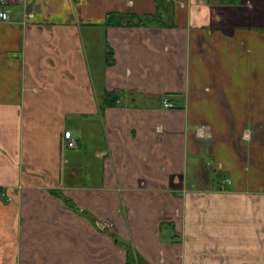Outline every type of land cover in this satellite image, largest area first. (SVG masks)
Returning <instances> with one entry per match:
<instances>
[{"label": "crops", "instance_id": "0c3cea01", "mask_svg": "<svg viewBox=\"0 0 264 264\" xmlns=\"http://www.w3.org/2000/svg\"><path fill=\"white\" fill-rule=\"evenodd\" d=\"M3 1L0 264H264V0Z\"/></svg>", "mask_w": 264, "mask_h": 264}, {"label": "built area", "instance_id": "2783aa9c", "mask_svg": "<svg viewBox=\"0 0 264 264\" xmlns=\"http://www.w3.org/2000/svg\"><path fill=\"white\" fill-rule=\"evenodd\" d=\"M9 11L7 8L4 6V1L0 0V22L7 21L9 20ZM162 107L167 109V108H173L175 107V104L170 102L168 99H163L162 101ZM62 136H63V146L65 148L69 149H76L78 148V141L76 140L75 137H73L72 133L70 130H63L62 131ZM228 182H230L229 179H227Z\"/></svg>", "mask_w": 264, "mask_h": 264}, {"label": "trees", "instance_id": "16d2710c", "mask_svg": "<svg viewBox=\"0 0 264 264\" xmlns=\"http://www.w3.org/2000/svg\"><path fill=\"white\" fill-rule=\"evenodd\" d=\"M124 17H128V19L130 20V15L127 16H123L120 13H109L107 16V22L110 23H116V24H121L123 22ZM129 20L127 22H129ZM141 21V20H140ZM106 102L107 104H113L116 97L114 96V94L112 93H107L106 94ZM127 264H136V258L134 257V253L131 250H128L127 252Z\"/></svg>", "mask_w": 264, "mask_h": 264}]
</instances>
